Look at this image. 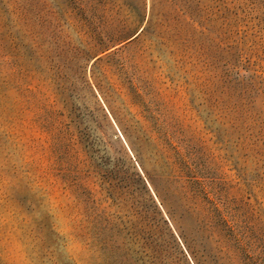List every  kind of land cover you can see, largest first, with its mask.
Instances as JSON below:
<instances>
[{
    "label": "rangeland",
    "instance_id": "1",
    "mask_svg": "<svg viewBox=\"0 0 264 264\" xmlns=\"http://www.w3.org/2000/svg\"><path fill=\"white\" fill-rule=\"evenodd\" d=\"M185 163L234 236L194 240ZM98 179L123 214L153 197L173 264H264V0H0V264H111Z\"/></svg>",
    "mask_w": 264,
    "mask_h": 264
},
{
    "label": "trees",
    "instance_id": "2",
    "mask_svg": "<svg viewBox=\"0 0 264 264\" xmlns=\"http://www.w3.org/2000/svg\"><path fill=\"white\" fill-rule=\"evenodd\" d=\"M101 164L99 167L103 168L105 178L118 176L120 181L125 180V177H119L116 163L106 159ZM167 165H170V174L177 175L175 165H171L169 161ZM184 166L189 168L186 175L190 177L191 188L189 191L183 192L182 195L186 196V201L189 202L186 210L190 212L189 216L194 224V240H211V235L208 232H210L211 227L215 230L217 226L227 229L226 235L234 236L235 228L228 226V221L223 216L213 220L214 224H212L213 222L205 220L199 214L197 198L201 196L211 203H213V200L209 198V191L204 179H200V175L194 174L188 163H185ZM86 171L89 175V169ZM98 180H101L99 183L101 190L97 192L87 191L88 220L84 223L91 233H94L91 245L104 254L108 263L173 264L178 263V252L186 260L187 253L180 245L176 233L170 227L168 219L163 216L153 197H151L153 209L141 208L139 205L133 204L129 209V214H123L121 210L112 209V205L109 203L110 197L113 198L114 202L118 199L113 197L112 193H109L108 188H105L104 180ZM134 202L136 203V201ZM217 209L215 208V210ZM136 215L140 217L138 220L130 218ZM161 223L163 228L162 225L160 226ZM166 233L172 239V246L166 240Z\"/></svg>",
    "mask_w": 264,
    "mask_h": 264
}]
</instances>
